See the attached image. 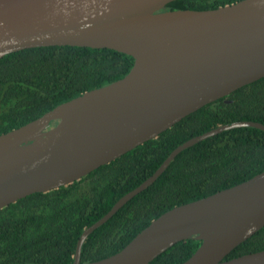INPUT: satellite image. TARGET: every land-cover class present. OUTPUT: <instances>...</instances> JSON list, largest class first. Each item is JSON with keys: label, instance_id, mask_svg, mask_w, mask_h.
<instances>
[{"label": "water", "instance_id": "1", "mask_svg": "<svg viewBox=\"0 0 264 264\" xmlns=\"http://www.w3.org/2000/svg\"><path fill=\"white\" fill-rule=\"evenodd\" d=\"M175 0H0V59L38 47L110 49L133 58L123 78L83 93L0 135V210L79 181L156 139L184 117L264 77V0L214 10H173ZM58 121L51 127V123ZM216 127L176 147L160 167L80 235L87 237L151 186L183 150L236 128ZM264 227V171L174 207L122 250L86 264H149L178 242L201 244L181 264H264V250L226 260Z\"/></svg>", "mask_w": 264, "mask_h": 264}, {"label": "trees", "instance_id": "2", "mask_svg": "<svg viewBox=\"0 0 264 264\" xmlns=\"http://www.w3.org/2000/svg\"><path fill=\"white\" fill-rule=\"evenodd\" d=\"M241 0H175L173 10H214ZM132 57L110 49L51 46L0 59V135L17 129L83 93L128 74ZM238 121L264 125V77L184 117L156 139L127 152L79 181L35 193L0 210V264H72L83 230L149 178L179 145ZM58 121L51 123L55 126ZM264 171V132L236 128L183 150L146 190L92 232L80 264L122 250L164 212L240 184ZM201 242L176 243L149 264H181ZM264 250V227L225 258Z\"/></svg>", "mask_w": 264, "mask_h": 264}]
</instances>
